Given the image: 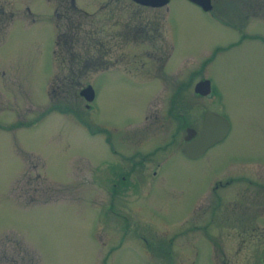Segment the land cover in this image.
Returning a JSON list of instances; mask_svg holds the SVG:
<instances>
[{"label": "rangeland", "instance_id": "374dc122", "mask_svg": "<svg viewBox=\"0 0 264 264\" xmlns=\"http://www.w3.org/2000/svg\"><path fill=\"white\" fill-rule=\"evenodd\" d=\"M212 1L217 15L188 0H171L166 13L163 6L134 12L130 0H119L110 9L117 23L103 27L105 0H75L91 14L71 10L69 0H28L20 31L0 38V56L7 57L0 74V264H154L134 247L107 246L115 240L107 235L116 233L106 220L108 186L133 160L126 155L147 158L146 151L165 144L128 175L152 182L121 197L136 217L162 227L167 217L173 225L181 218L192 186L237 156L263 153L264 0ZM58 3L65 13L55 19ZM138 18L160 19L141 37L122 33ZM68 27L76 43L57 48L59 67L57 28ZM70 68L74 90L58 80ZM202 77L213 94L194 93ZM86 83L94 91L88 107L78 93ZM51 93L63 95L90 129L72 111L47 110ZM210 107L229 118L231 129L207 155L189 160L174 148L184 144L185 126L198 133ZM182 108L196 118L181 121L175 112ZM153 161L161 163L156 176L149 173Z\"/></svg>", "mask_w": 264, "mask_h": 264}, {"label": "flooded vegetation", "instance_id": "af4514ba", "mask_svg": "<svg viewBox=\"0 0 264 264\" xmlns=\"http://www.w3.org/2000/svg\"><path fill=\"white\" fill-rule=\"evenodd\" d=\"M100 1L97 0V2ZM109 1L105 0V3L99 6L103 15V21L101 20L103 27L107 24L114 26L117 23L110 9L115 5L120 6L117 3L119 0H112L116 3L110 5ZM130 1L136 6L131 5L130 7L134 12L139 11L138 7L154 9L163 6L166 13L171 0L160 5L144 4L136 0ZM188 1L204 12L212 11L216 15L218 13L212 0H210L211 7L208 10H203L200 5L191 0ZM15 3L17 5L15 4L13 7L12 0H0V38L6 34L12 35L19 32L25 17L24 14L31 12L28 0H20V5L18 0H15ZM68 5L71 10L91 14L87 9L77 6L75 0H69ZM62 7L63 4H57V16H62L65 13ZM15 12L16 20L7 32L8 24L11 21L9 19L14 16ZM163 14H161L162 17ZM158 19L160 18L149 22L140 18L128 21L124 23L122 33L133 34L130 35L132 38L141 37L145 26L157 25ZM126 37L122 36L125 39ZM101 45L104 52L108 50V45L103 41ZM169 47H172V43L166 49ZM166 54L170 55L171 53L166 52ZM6 61V56H0V74H4L6 71ZM210 92L206 95H210ZM208 110H214V108L210 107ZM194 111L192 109V112ZM192 112H187L182 108L175 112V115L181 121L189 115L195 119L196 115L193 116ZM203 114L199 131L202 129ZM226 118L228 129L225 134L207 145L199 154L189 156L182 151L181 147L174 148V150L181 152L189 160L201 159L226 139L231 129V122L228 117ZM186 127L188 126H185V129ZM184 135L183 139H185ZM191 137H194V134ZM164 145H155L146 151L148 152L147 158H149L144 157L146 163L154 157L155 150L164 147ZM136 155L140 157L137 158ZM126 157L133 158V160L129 162L128 167L125 165L121 167V171L111 181L108 186L109 196L105 202L108 209L111 210L107 213L106 220L109 225L116 226V233L107 235V238L115 237V240H112L113 243L107 245L110 246L109 251L117 250L120 247H134L140 251L144 260L154 264H264V151L256 156H237L231 159L229 164L198 182L197 186H192V195L189 193L186 195V199L182 200L181 218L173 225L167 217L160 224L162 227L150 226L154 221L148 217H136V214L126 206L128 205L126 200L121 199L128 188H132V193L139 195V189L143 188L145 183L152 182V180H141L137 175L133 179L128 176L133 173L135 168L140 167L142 160H145L140 151L129 153ZM153 163L154 165L149 171L150 176L159 175L161 163L158 161H153ZM124 207L131 212H125ZM119 209H122V212ZM104 256L102 255V260H104Z\"/></svg>", "mask_w": 264, "mask_h": 264}, {"label": "water", "instance_id": "95a60500", "mask_svg": "<svg viewBox=\"0 0 264 264\" xmlns=\"http://www.w3.org/2000/svg\"><path fill=\"white\" fill-rule=\"evenodd\" d=\"M140 3L150 5H160L165 3L167 0H136ZM196 4L200 5L202 9L207 10L211 7L210 0H191ZM210 90L209 79L204 77L200 78L193 84V91L198 94H206ZM79 95L85 100H91L93 97L92 86L87 83L78 89ZM228 122L227 119L212 110H206L203 114L202 129L194 136L191 137L195 130L188 126L186 127V134L184 138L186 142L182 145V151L189 155L195 156L199 154L207 145L213 141L219 139L227 130Z\"/></svg>", "mask_w": 264, "mask_h": 264}, {"label": "trees", "instance_id": "16d2710c", "mask_svg": "<svg viewBox=\"0 0 264 264\" xmlns=\"http://www.w3.org/2000/svg\"><path fill=\"white\" fill-rule=\"evenodd\" d=\"M56 8H55V19L56 17L59 18L60 16H57L56 14ZM56 26H57V22H56ZM72 28V26L70 27ZM70 28H67V31H65L64 29L59 31V29L57 28V36L55 38V49H54V59L56 64L60 67V65L62 64V57L59 56L58 54V50L57 48L61 49L60 51L63 50H67L69 49L73 44L76 43V40L73 39L72 35H73V31H70ZM212 57H208L207 60L211 59ZM72 72H75V69L70 68L65 75H63L62 77L57 76L58 80H60V86L62 88H70L72 90H74V85H75V80H78V78L74 77L73 79V74ZM61 87L60 90L61 91ZM63 95L59 96V93H51L49 95V101H48V106L46 107L47 110H53L56 109L58 112H66V111H72L74 114V116H76L78 118L79 121H82L83 124L88 127L90 129V124L87 121H83L79 115L78 112H75L73 110V108L67 106V103L62 101V97Z\"/></svg>", "mask_w": 264, "mask_h": 264}]
</instances>
